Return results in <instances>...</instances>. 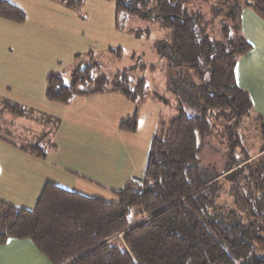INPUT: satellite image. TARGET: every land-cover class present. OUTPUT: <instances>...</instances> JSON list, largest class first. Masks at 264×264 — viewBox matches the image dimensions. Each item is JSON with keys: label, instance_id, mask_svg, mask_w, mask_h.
Segmentation results:
<instances>
[{"label": "trees", "instance_id": "trees-1", "mask_svg": "<svg viewBox=\"0 0 264 264\" xmlns=\"http://www.w3.org/2000/svg\"><path fill=\"white\" fill-rule=\"evenodd\" d=\"M54 1L76 9L85 0ZM186 1L115 3L117 11L128 12H142L139 3L150 5L142 14L156 17L168 30L161 44L157 43V52H169L174 64L190 70L202 113L188 115L178 101L177 114L168 123L160 121L150 138L141 180L115 191V200L88 196L53 182L44 184L32 209L0 200V243L29 238L52 264H264V252L261 257L254 255L255 248H264L263 161L252 162L246 154L227 156L223 165L220 158L215 160V165H222L218 171L200 161L202 148L208 146L205 135L212 130L208 111L220 110L218 115L241 120L252 108L248 92L235 79L238 59L252 48L236 22L240 4L215 1L211 21L221 17L228 23L221 27L220 39H212L209 22L199 12H187ZM0 17L22 22L25 12L0 0ZM167 87L176 95L169 82ZM104 91H118L136 101L145 93V80L128 83L123 72L111 78L87 74L85 65L83 72L78 67L71 73L69 84L57 73L46 78V98L61 103L76 94ZM1 100L3 110L22 113L18 105ZM257 116L264 139V117ZM119 128L134 131L136 114ZM27 148L39 157L46 154L45 147ZM222 177L232 182L228 192L234 208L226 216L220 214L223 206L215 202Z\"/></svg>", "mask_w": 264, "mask_h": 264}, {"label": "crops", "instance_id": "crops-1", "mask_svg": "<svg viewBox=\"0 0 264 264\" xmlns=\"http://www.w3.org/2000/svg\"><path fill=\"white\" fill-rule=\"evenodd\" d=\"M8 1L22 8L25 19L16 22L0 17V27H7L14 43V52L0 50V89L4 90H0V103L3 105L1 99H6L21 107L22 113L12 114L7 111L10 113L8 116L16 122V126L20 123L26 125L23 128L18 125L14 134L20 140L12 141L5 136L8 120L0 117V128L4 132L0 138V200L32 209L46 182L75 190V187L80 186L76 181L78 178L83 180L84 186L87 185L84 182L110 185L116 179L126 184L129 181H140L145 169L149 141L155 132L146 139L140 176L129 179L138 169L133 158L128 161L130 166L121 171H118L116 164L109 165L105 173L100 171L97 157L102 136L99 103L102 96L116 91L76 94L66 103L49 100L45 96L47 75H60V63L66 64L72 73L85 62L80 58L84 49L82 51L79 44L81 40L77 34V20L69 18L70 8L54 0H27V6L16 0ZM242 12V35L252 48L238 59L235 79L237 85L248 92L256 114L264 117V18L251 9H244ZM52 38L56 42L51 43ZM37 43H44L52 49L62 45L63 49L60 54L48 56L45 50L36 49ZM36 98L38 103L47 101L48 104H54L53 111L46 109L45 112L43 108L40 112L30 107L29 102ZM26 112L37 119L39 116L42 121L48 120L45 122L49 127L45 126V122L37 120L23 121L27 118L20 116L23 113L26 116ZM113 127L114 130L117 128L115 121ZM22 129L26 130L23 132ZM40 134L45 142L38 140ZM31 140H34L32 143L42 142L46 149L45 156L39 157L30 152L27 147ZM108 145H112L110 140ZM131 155L129 154L130 157ZM83 161L87 163L83 164ZM0 264L52 263L29 238H10L0 243Z\"/></svg>", "mask_w": 264, "mask_h": 264}, {"label": "rangeland", "instance_id": "rangeland-1", "mask_svg": "<svg viewBox=\"0 0 264 264\" xmlns=\"http://www.w3.org/2000/svg\"><path fill=\"white\" fill-rule=\"evenodd\" d=\"M16 1L26 6L28 4L27 0ZM215 1L217 0H187L183 4V8L187 12L202 14L204 19L209 22L208 35L212 39H220L221 27L228 23V19L222 20L221 17H217L211 21L210 12ZM236 1L240 4L236 22L239 24L240 34H242V11L251 9L260 15L261 13L255 7L257 4L264 15V0ZM138 7L142 9V12L117 11L115 0H85L80 7L69 9L71 13L69 18L71 20L76 19L78 23L77 34L81 40L79 44L82 46L81 50L84 49V51L82 50L84 53L81 52L80 58L85 60L82 64L87 68V74L101 73L111 78L117 73L123 72L128 83H133L138 78L145 80V93L140 99L132 101L116 91L102 96L99 103L101 111L100 132L102 136L99 140L100 148L97 151V157H99L100 171L105 173L107 168L114 166V164L119 167L118 171H121L130 166L128 161L133 158L138 169L129 179L140 176L146 139L155 132V128L160 121L168 123L177 114L178 101L183 105L186 114L202 113V104L197 100L195 90L196 82L190 75V70L185 66L174 64L169 52L165 54L157 52V43L165 38L168 32L167 28L156 17L142 14L149 9L150 5L139 3ZM4 37L6 39L3 40ZM50 41L51 43L56 42L53 38ZM0 42V50L14 52V43L7 27H0ZM42 44L37 43L36 49L45 50L48 56L60 54V50L63 49L62 45L52 49L44 43ZM62 56H64V53ZM81 66H79V69ZM59 70L64 82L69 84L71 82V71H69L68 66L60 63ZM167 82L170 83L172 88L175 87L176 95L168 90ZM0 90L4 92L3 89ZM36 100L37 98L35 101L29 102L30 107L40 112L43 108L44 111L46 109L53 111L52 105L54 104H48L47 101L38 103ZM2 106L0 103V117L8 120L5 125V136L10 140L12 139V141H18L20 137L15 135L14 132H17L18 125L23 128L26 124L20 123L16 126V122L8 116L10 113L3 111ZM218 111L220 110H209L207 113L212 130L208 135H205L204 140L206 139L208 146L207 149L205 146L202 148L200 155V161L204 160V163L202 162L204 166L210 164L212 167L209 170L218 171L227 156L237 158L242 157L244 154L250 156L252 162L262 160L264 163V150L261 148L264 142L261 133V121L253 107L241 120L234 117L225 118L221 114L218 115ZM222 111L229 113L227 109ZM29 114L26 112V116L23 113L20 117L27 118L23 121L48 122L46 119L42 121L39 116L37 119L29 116ZM134 114H136V129L134 131L119 128L121 121L127 120ZM19 120V122H22L21 119ZM114 121L117 126L115 130L113 127ZM45 126L49 127V124L46 123ZM25 130L22 129L23 132ZM3 133L2 128H0V134ZM39 133H44V131H39ZM31 137L33 139V135ZM199 137L198 134V143L201 144L202 141ZM38 140L45 142L42 136ZM109 140L112 143L111 146L108 145ZM32 142L34 140H31V146L44 147L41 144L42 142ZM110 148H113V150ZM129 154H132L131 157ZM219 158L222 165L221 163L215 165V160L217 161ZM82 163L87 162L83 161ZM80 179L78 178L76 181L81 187H75V191L78 190L77 192L88 196L109 200H115V191L122 189L126 184L120 179H116L110 185L84 182V184L87 183L84 186L82 184L83 180ZM231 184V180L222 177L216 185L215 202L217 205L223 206L220 214L224 216H226L227 210L234 208L230 202L231 196L228 192ZM226 204H229L231 208L225 209ZM236 214L243 215V213L237 211ZM263 252L264 248L254 249V255L258 257H261Z\"/></svg>", "mask_w": 264, "mask_h": 264}, {"label": "water", "instance_id": "water-1", "mask_svg": "<svg viewBox=\"0 0 264 264\" xmlns=\"http://www.w3.org/2000/svg\"><path fill=\"white\" fill-rule=\"evenodd\" d=\"M80 72H83V70H84V65H82L81 67H80Z\"/></svg>", "mask_w": 264, "mask_h": 264}]
</instances>
